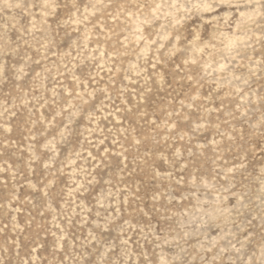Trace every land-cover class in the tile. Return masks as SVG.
<instances>
[{
    "label": "rangeland",
    "instance_id": "1",
    "mask_svg": "<svg viewBox=\"0 0 264 264\" xmlns=\"http://www.w3.org/2000/svg\"><path fill=\"white\" fill-rule=\"evenodd\" d=\"M0 264H264V0H0Z\"/></svg>",
    "mask_w": 264,
    "mask_h": 264
}]
</instances>
